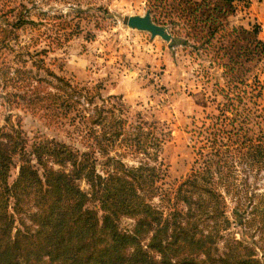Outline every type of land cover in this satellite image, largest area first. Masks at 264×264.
Here are the masks:
<instances>
[{"label":"trees","instance_id":"16d2710c","mask_svg":"<svg viewBox=\"0 0 264 264\" xmlns=\"http://www.w3.org/2000/svg\"><path fill=\"white\" fill-rule=\"evenodd\" d=\"M38 3L0 0V98L50 123L67 119L84 148L53 138L29 142L20 125L0 126V264H259L252 248L243 246L241 254L234 237L224 238L218 253L221 231L231 225L226 194L259 200L264 232V191L249 182L264 171V40L256 22L246 27L230 21L246 0L152 2L155 23L184 30L173 43L196 58L210 57L208 68H220L224 80L215 82L221 97L211 99L216 112L190 130L195 157L189 173L167 186L160 165H130L123 161L127 151L110 152L126 142L128 150L156 161L165 131L156 135L157 123L141 120L129 132L121 104L96 102L88 86L46 62L49 52L83 31V22L102 27L108 7L76 0L64 14ZM86 34L95 36L90 29ZM154 196L173 202L153 205L147 200ZM232 213L243 222L238 210ZM121 216L135 218L133 231L119 228Z\"/></svg>","mask_w":264,"mask_h":264},{"label":"rangeland","instance_id":"374dc122","mask_svg":"<svg viewBox=\"0 0 264 264\" xmlns=\"http://www.w3.org/2000/svg\"><path fill=\"white\" fill-rule=\"evenodd\" d=\"M38 1V5L43 10H49V13L65 14L73 8L76 0ZM77 1L82 6L100 2L108 7L110 15L100 20V28H96L92 21L83 22L84 29L80 34L63 41L48 53L47 65L72 82L88 86L96 102L121 104L128 118L129 132H135L141 120L156 122L155 134L165 131L156 161L128 150L126 142L117 143L110 152L118 154L127 151L123 161L130 165H137L144 160L160 165L165 174L164 186L180 182L189 173L195 157L190 130L206 114L216 112L212 98L221 100L215 86L216 81L221 84L224 82L221 69L215 66L208 68L210 57L196 58L189 48L173 43V39L169 41L159 35L151 36L146 30L126 25L127 16L150 13L153 0ZM158 10L160 8L155 9L157 14ZM150 16L152 19V13ZM230 21L238 24L234 18H230ZM160 26H166L173 38L184 35V30L175 23ZM89 29L95 34L94 38L86 34ZM27 37L28 34L22 36V39L28 40ZM65 120L62 124L50 123L0 98V126L6 125L8 121L20 125L29 142L53 138L83 149L84 142L80 133ZM17 170V167L12 168L10 181L17 176ZM249 182L255 191L263 192L264 171L257 175L251 174ZM79 183L82 188H86L83 181ZM147 201L166 208L173 202H162L157 196ZM224 202L231 225L229 230L221 231L223 237L218 242V253L224 249V238L234 237L241 241V254H244L243 246L250 247L253 257L259 264H264V232L259 231V210L255 209L259 200H234L226 194ZM176 205L180 209L184 208L181 202ZM235 209L241 213L242 223L235 220L232 213ZM26 215L22 214L21 217L26 218ZM252 217L254 222L250 224L248 219ZM135 222V218L121 216L118 226L122 231L131 232Z\"/></svg>","mask_w":264,"mask_h":264},{"label":"crops","instance_id":"0c3cea01","mask_svg":"<svg viewBox=\"0 0 264 264\" xmlns=\"http://www.w3.org/2000/svg\"><path fill=\"white\" fill-rule=\"evenodd\" d=\"M235 21L246 27L250 23L256 22L260 25L259 37L264 40V0H246V3H239L237 12L234 16ZM264 80V73L261 75ZM262 103L264 106V92Z\"/></svg>","mask_w":264,"mask_h":264},{"label":"water","instance_id":"95a60500","mask_svg":"<svg viewBox=\"0 0 264 264\" xmlns=\"http://www.w3.org/2000/svg\"><path fill=\"white\" fill-rule=\"evenodd\" d=\"M126 25L130 28H136L139 30H146L150 32L151 36L159 35L165 40L171 41L173 36L168 32L166 26H160V24L155 23L147 12L144 16L142 15H129L127 16Z\"/></svg>","mask_w":264,"mask_h":264}]
</instances>
